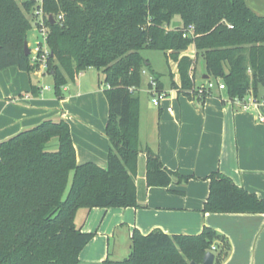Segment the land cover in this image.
Returning a JSON list of instances; mask_svg holds the SVG:
<instances>
[{"label":"trees","instance_id":"trees-1","mask_svg":"<svg viewBox=\"0 0 264 264\" xmlns=\"http://www.w3.org/2000/svg\"><path fill=\"white\" fill-rule=\"evenodd\" d=\"M37 6L36 0H0L1 70L14 67L32 74L39 69L24 49ZM42 9L48 17L47 73L54 79V95L62 99L63 87L89 69L104 74L108 164H78L66 121H45L1 142L0 264H81V252L96 236L78 225L81 210L139 207L135 179L143 152V71L148 69L162 90L160 78L141 56L143 49L161 50L177 63L180 83L172 74V87L191 99L208 97L197 98L198 59L211 79L225 83L230 99L250 92L258 96L264 89V16L245 0H44ZM190 27L192 36L183 38ZM190 47L195 59L185 54ZM54 139L56 150L49 146ZM144 152L148 188H168L174 177L178 183L194 179L165 167L149 147ZM206 180L203 213L264 214V200L230 177L215 172ZM209 251L215 264L231 251L228 238L209 227L195 236L134 230L129 257L108 258L104 264H202Z\"/></svg>","mask_w":264,"mask_h":264},{"label":"crops","instance_id":"crops-1","mask_svg":"<svg viewBox=\"0 0 264 264\" xmlns=\"http://www.w3.org/2000/svg\"><path fill=\"white\" fill-rule=\"evenodd\" d=\"M245 2L254 13L264 16V0ZM185 54L195 59L196 50L190 47ZM5 71L0 80L4 85H0V95L6 98L0 106V143L45 121H66L71 126L78 164L107 167L110 143L106 136L109 104L103 93L106 85L96 87L94 79L86 78L84 72L72 83L76 95H72L69 83L63 87L68 95L59 99L51 90L37 87L36 81L45 73L36 71L31 76L14 67ZM173 75L179 84L178 67ZM205 75L206 70L196 86L203 83ZM168 94L157 109L150 103L141 109L139 137L141 141L143 134L145 146L135 179L139 207L83 210L80 226L96 236L81 252V264H102L112 259L110 241L117 235L130 239L131 252L134 230L143 235L160 229L169 235L195 236L205 227L223 234L230 242V255L222 264H264V214L202 212L209 195L206 178L215 172L264 200V124L254 112L230 104L223 91L216 90L203 101L191 99L173 87ZM249 95L255 96L253 92ZM257 95L264 102L262 87ZM86 98L89 113L81 116L72 100ZM148 147L160 156L165 167L194 179L178 183L174 177L168 188H148L144 152Z\"/></svg>","mask_w":264,"mask_h":264},{"label":"rangeland","instance_id":"rangeland-1","mask_svg":"<svg viewBox=\"0 0 264 264\" xmlns=\"http://www.w3.org/2000/svg\"><path fill=\"white\" fill-rule=\"evenodd\" d=\"M18 1L22 2L26 0H18ZM47 20H48V17L44 12L40 14V16H38L37 14L35 15V13H33V22H32L33 28H31V30L28 33V42H27L30 52L34 50L35 46H37L38 43L42 44L44 47L49 49L46 42L44 43V38L42 35V31L48 32L49 30V27L47 25ZM141 56L145 59V61L149 63L152 71L155 74H157L158 77L160 78L159 80L162 84V88L166 96L164 100H166L169 97L168 92L172 91V76L171 75L177 73V66L175 62L168 59L166 54L163 51L158 50V49H143L141 51ZM204 70H205L204 60L200 59L198 62V69L194 77L195 83H197L196 81L199 80ZM37 71L40 73H45L44 75H41V78L38 81H36L37 87L43 90L45 86H50L51 87L50 93L54 92V79L52 75L47 73L48 67H47V70H44L39 65V69ZM145 71H146V74L142 75V84L139 89L140 108L143 109L146 105L150 103L152 108L157 109V107L153 106V103H152L153 96L151 94V85H150L151 83L150 77L152 75L148 69H146ZM5 72H6L5 70L0 69V80L3 79V75L5 76ZM31 76H33V74H31ZM87 77L94 79L96 87H100V83H103V85H105L104 84V74L101 71L94 69L93 71H89L88 73L86 72V78ZM70 84H71L70 88H71L72 95H76V91L72 87L73 86L72 82ZM0 85L4 87L3 84L0 83ZM102 88L104 89V87ZM29 93L32 95V91ZM103 93L105 95V92ZM64 94L65 96L68 95V93H64ZM5 99L6 98L3 95L2 96L0 95V106L1 107H3V104H5L4 103L6 102ZM72 101H73L72 105H74L77 112L79 111V113H81V116L89 113V110H88L89 99L88 100L87 98L81 99L79 102L77 99H73ZM76 114H72V115L75 116ZM139 143H140V148L143 149L145 146L143 134L141 135V141ZM49 146L52 150H56L58 148L57 140L54 139ZM83 212H84L83 210L79 212V215L77 218L78 225H80L81 220L84 216ZM110 247H111V258L112 259L125 260L126 258L129 257V254H130V239L127 238V236L126 237L121 236V238H119V235H117L115 240L111 239ZM84 264L86 263L84 262ZM102 264H104V262Z\"/></svg>","mask_w":264,"mask_h":264},{"label":"built area","instance_id":"built-area-1","mask_svg":"<svg viewBox=\"0 0 264 264\" xmlns=\"http://www.w3.org/2000/svg\"><path fill=\"white\" fill-rule=\"evenodd\" d=\"M37 1V10L35 11V15L37 14L38 16H40V14H42L44 11L42 9V4L44 0H36ZM192 32H193V28L190 27L189 30L187 32H185L183 34V38H189L192 36ZM42 35L44 38V43L46 42L47 44V37H48V32H43L42 31ZM48 46V45H47ZM30 56H31V60L32 63H39L40 67H42L44 70H47L48 67V61H49V57H50V50L46 47H44L42 44L38 43L37 46H35L34 50H32L30 52ZM143 74H146V71H143ZM150 85H151V94L153 96L152 98V103L154 106L159 107L161 106L162 101L164 100L165 93L162 91H158L157 88V82L154 79L153 76L150 77ZM43 90L46 91H50L51 87L50 86H45L43 88ZM216 90L219 91H225L226 90V85L225 83L219 79V80H215V79H208V80H204L203 83L201 85L198 86V96L197 98H201L203 96H205V93H208V97L209 93H214ZM206 97V98H208ZM228 102L230 104L233 105H238L243 111L246 112H254L257 116V120L260 123L264 124V112H263V108H264V102L258 100V98H256L253 95H248L242 99L240 98H236V99H230L228 98ZM168 111H172L171 108L168 109ZM216 248L213 247V250H215Z\"/></svg>","mask_w":264,"mask_h":264},{"label":"water","instance_id":"water-1","mask_svg":"<svg viewBox=\"0 0 264 264\" xmlns=\"http://www.w3.org/2000/svg\"><path fill=\"white\" fill-rule=\"evenodd\" d=\"M49 19L52 21V23L55 22L52 16H50ZM24 49H25L26 55L30 56V50H29V46L27 42L25 43ZM204 79L208 80L210 79V77L206 74L204 76ZM190 264H198V263H196L195 261H191ZM202 264H215V254L212 251L207 252L203 257Z\"/></svg>","mask_w":264,"mask_h":264}]
</instances>
